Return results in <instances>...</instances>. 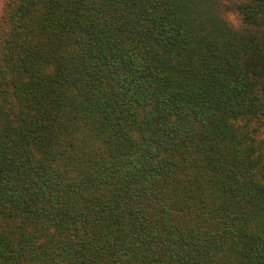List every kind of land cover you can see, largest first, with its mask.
I'll use <instances>...</instances> for the list:
<instances>
[{
	"label": "trees",
	"instance_id": "trees-1",
	"mask_svg": "<svg viewBox=\"0 0 264 264\" xmlns=\"http://www.w3.org/2000/svg\"><path fill=\"white\" fill-rule=\"evenodd\" d=\"M0 264H264V0H5Z\"/></svg>",
	"mask_w": 264,
	"mask_h": 264
},
{
	"label": "rangeland",
	"instance_id": "rangeland-1",
	"mask_svg": "<svg viewBox=\"0 0 264 264\" xmlns=\"http://www.w3.org/2000/svg\"><path fill=\"white\" fill-rule=\"evenodd\" d=\"M5 0H0V11ZM228 20L235 26L238 25V19L233 13H227Z\"/></svg>",
	"mask_w": 264,
	"mask_h": 264
}]
</instances>
